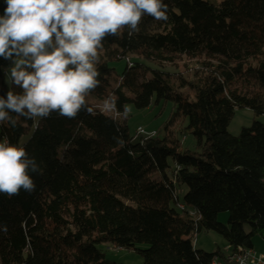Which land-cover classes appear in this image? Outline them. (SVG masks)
<instances>
[{
	"label": "trees",
	"instance_id": "16d2710c",
	"mask_svg": "<svg viewBox=\"0 0 264 264\" xmlns=\"http://www.w3.org/2000/svg\"><path fill=\"white\" fill-rule=\"evenodd\" d=\"M12 10L0 0V264H113L100 246L210 264L223 252L198 257L201 234L264 242V126L227 134L237 111L264 117V0H45L40 60ZM167 105L162 132L180 124L193 151L130 137L127 108Z\"/></svg>",
	"mask_w": 264,
	"mask_h": 264
},
{
	"label": "rangeland",
	"instance_id": "374dc122",
	"mask_svg": "<svg viewBox=\"0 0 264 264\" xmlns=\"http://www.w3.org/2000/svg\"><path fill=\"white\" fill-rule=\"evenodd\" d=\"M44 1L45 0H9L13 7L12 23L14 26L21 29L23 41L25 43H30V45L34 48L36 52V60L44 58L46 49L45 41L37 34L38 29L46 22V16L42 12V3ZM114 26L115 29L118 30V22L116 18ZM21 65L22 61L18 60L14 67L5 73V88L8 87L11 78L20 70ZM146 66L152 68L151 65L146 64ZM194 66L195 62L182 60L175 67L166 68L165 71L168 73L180 74L185 69H193ZM109 68L114 71L115 75L120 76L125 69V65L123 63H116L109 65ZM63 70L65 73H67L65 68ZM126 112L129 114V118L127 119L129 135L130 137H136L134 141L137 142L139 140V137L136 136L138 130H142L145 135L156 133L162 137L164 134L162 132V127L167 123L172 110L171 106L167 105L163 109H160L159 107L141 112H136L132 108H127ZM254 122L264 126V117L255 118L254 115L247 110L237 111L227 128V134L232 138H236L242 129H249ZM179 126L180 124H177L172 128H168V133L164 135L170 138L169 134L172 133L175 141L181 145L182 151H193L196 147L195 140L189 135H184V137H181L178 133ZM185 127L186 123H184L180 129H184ZM145 138L146 137H142V139ZM26 141V139H23L21 146L24 145ZM168 164L172 168V165L170 163ZM185 192V189L181 190L180 198H182ZM217 223L223 227H226L227 215L220 214L217 218ZM245 231L248 233V229H245ZM255 240L258 241L259 239ZM252 244H255V241H252ZM226 248L227 246L224 240L212 233L201 234L197 236L193 242V251L198 257L211 256L217 251L224 252ZM98 249L103 253L105 259L110 263L141 264L140 258L134 253L118 251L109 246H100ZM140 249L143 250L145 248ZM251 252L258 256V254L253 250ZM216 263L228 264L224 261H216Z\"/></svg>",
	"mask_w": 264,
	"mask_h": 264
},
{
	"label": "built area",
	"instance_id": "2783aa9c",
	"mask_svg": "<svg viewBox=\"0 0 264 264\" xmlns=\"http://www.w3.org/2000/svg\"><path fill=\"white\" fill-rule=\"evenodd\" d=\"M44 68L43 64L40 66ZM108 111L107 108H103L102 112ZM136 136L139 138L146 137L145 139H151L155 137V134L145 135L142 130H138ZM0 141H2V130L0 126ZM1 152V149H0ZM182 208L179 207V210ZM223 258L228 264H264L263 256H256L251 251L243 252L241 250H237L236 253H232L230 250H225L223 253ZM211 264H217L216 260H214ZM219 264V263H218Z\"/></svg>",
	"mask_w": 264,
	"mask_h": 264
},
{
	"label": "crops",
	"instance_id": "0c3cea01",
	"mask_svg": "<svg viewBox=\"0 0 264 264\" xmlns=\"http://www.w3.org/2000/svg\"><path fill=\"white\" fill-rule=\"evenodd\" d=\"M254 241H255V244H252V250L256 252L258 255H261L264 257V242H262L261 240H258V241L254 240Z\"/></svg>",
	"mask_w": 264,
	"mask_h": 264
},
{
	"label": "bare ground",
	"instance_id": "6f19581e",
	"mask_svg": "<svg viewBox=\"0 0 264 264\" xmlns=\"http://www.w3.org/2000/svg\"><path fill=\"white\" fill-rule=\"evenodd\" d=\"M109 111V110H108ZM108 111H106V112H108Z\"/></svg>",
	"mask_w": 264,
	"mask_h": 264
}]
</instances>
